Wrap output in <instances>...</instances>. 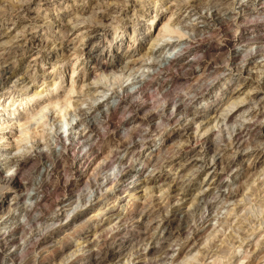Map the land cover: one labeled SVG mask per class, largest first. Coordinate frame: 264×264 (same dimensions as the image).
Wrapping results in <instances>:
<instances>
[{
	"label": "rangeland",
	"instance_id": "374dc122",
	"mask_svg": "<svg viewBox=\"0 0 264 264\" xmlns=\"http://www.w3.org/2000/svg\"><path fill=\"white\" fill-rule=\"evenodd\" d=\"M0 1H2L0 2V36H2L0 38V42H2V46H3L2 47L0 43V52H2V50L10 51V52L13 50L16 51V55H14L16 57H14L13 59L11 55V60H10L11 63L14 65V67H16L15 68L16 75H14V77H12L11 80L6 85V88L4 90L5 96L4 98H2L0 108L4 106V104L6 103L8 104L9 102L13 103L12 104L13 107H16L18 105L17 103L21 102V100L32 95V93L35 90L41 87H44L45 84H43V81L49 82V85H47V87L52 86L53 79L55 78V80H57L59 78L58 76H55V75L57 73L59 74L61 70H63L64 80L66 81L69 80L72 74V71H73L74 63L76 61L75 58L70 59L68 61V59L66 58L68 57V55L66 56L65 52L58 51L52 48L50 49L51 46L48 49V47H45L46 42L48 41V38H50V40L52 41L54 39L55 41L56 40L59 41V39H62L64 35H66V37L70 35L69 39H71L75 37L76 33L78 34V33H81L82 31H87L88 29L92 27V24H91L92 22L90 20L94 21V19H97V20L100 19V17H98L97 15V13L99 14V12L104 13V16L101 17L100 22L96 23L97 24L96 27L98 30L94 32L95 34L97 33L98 36L91 43L98 45L97 49L99 50V52L102 53L101 61L103 63L112 64L110 65V67H108V70L109 72H112L113 74L115 73L114 75H116L115 77L117 78L116 79L115 77H113L114 75L111 73L109 74V76H106V78L104 77L105 79L101 78L100 81H98L97 83H94L95 82L94 79L97 78V76H99V73H101V71L99 70V68L94 67L96 63L93 62V59L88 58V54H86V52L82 54L81 56H79V61L81 63L78 62L77 64H75L76 66H74L76 67V73H75L76 75H74V78L77 79L75 80L77 82H80L81 76H84V78L88 82L92 81L91 85H95L98 87V88L96 87L98 91H93L94 93L92 94L91 91L88 92V90L87 91L84 90V92L82 93V96H76L72 98V100L77 98L78 101L76 103L74 102L72 103V107L68 111L69 115H66L65 118H62L61 123H60L61 131H66L69 127L73 126L77 122L78 117H82L83 123L79 127L80 129L87 128L86 129L87 131L88 130L87 125H91L93 121L98 120L97 122L99 126L98 124H96L92 132L96 133V135L98 134L101 137L105 134L106 135L105 139L101 140V142L97 144L96 149H95L96 152L95 154H93L94 156L90 155L87 158V160H85V162L83 160L81 162V160L77 156L80 150L83 149V147L79 146L78 144H75L73 150L70 151V153L73 152L75 154L72 153L71 156H69L70 155L69 154L67 155V158L62 156L61 161L59 162V165L55 167L51 175L48 176V181L46 182L43 181V184L41 187L42 190L40 189L41 190L40 194L45 195L47 202L45 203V205L44 204L37 205V209L33 210L29 216H25L26 205L24 204V201H25L24 197L26 193L28 192L26 193L24 192L25 195H23L21 198L18 199V204H17L16 199H11V197L5 198L3 200V196L5 195L4 191L6 189H2L1 188L2 186H0V233L8 231L10 229V230L15 231L14 232L15 237H18V238L20 237L21 238L20 240L25 239L24 241L28 242V239L32 238V240H30V246L32 247V249L27 250V254H24L25 257L22 258V256H20V258L26 261L27 264H32L33 260L36 259L38 255H39L38 258L41 259L42 257L44 261H48V260L55 261V260H58L59 258L57 253L61 252L62 250L65 253L67 252L68 249H66L65 247L66 242L74 241V239L77 240V238L79 239V237L82 238V240H83V237L85 239L86 238L92 239L90 234L93 236L96 230H97L96 234L98 235H96L97 239L95 240V244L93 245V248L99 249L100 247L103 249V246H104L103 242L106 241L105 239H107V241H110L111 238L114 236V234H112L108 230H105L107 232L105 234V231H103V229L100 227V225L106 221L107 219L106 217H110V215L116 212H120V211L123 213H125V211H129V212L134 211L136 212V215H137L134 220H137L138 214L140 213L139 211L147 212L149 206L152 207L153 205H155V203L162 201L165 207L159 211L154 212L153 214L150 215V217H146V219L143 220V223H142V226L144 228L146 227L145 229L146 237L147 236L150 237L152 233L155 235L161 233L159 231V228H156V226H157L158 221L161 220L162 215H164L166 210L168 209V206L166 205L167 204L166 199H165V196L167 194V191H166L167 184H169L171 180L175 181L178 185L184 182L190 183L191 185H195L193 187L192 193L200 192L202 191V189H200L199 187L203 186V189L206 188L207 186L206 182L209 181V179H211L210 178L212 177L211 172L208 175H206L208 169H204L203 167L198 168V165H200L198 163L197 165H185V164L182 165L180 164L182 163V161L180 160L173 162V163H168L164 161L167 159V156L169 155V153L172 152L174 144L172 142L171 143L169 142L166 145H164V148L166 147L165 150L163 149V151H159V146L163 145L162 143L163 139L158 138V137H157V140L155 141V144L153 143L154 146H152L149 149H143V148L139 150L137 149V152L133 154L130 151H128V153L122 152V156H123V159L121 161L122 163L120 162L117 165V162H115L114 158L111 157L112 156L111 152L112 154L113 152L115 153V149L117 148L118 141L122 143H127L129 142L128 140H131L129 134L132 133L133 124H136L137 121H134L132 124L127 126L126 129H122L120 131V134L114 137L113 133L111 132L113 131V126L109 127L108 125H106V123H103L106 120L104 119L105 117L100 118V116L101 115L103 116V114L101 113L96 114V113H99L98 111L104 108L103 104L112 103L111 101L113 100L112 97H114L115 92L119 90V89L117 90V88H119L117 87L118 84H120L121 81L124 80V78L125 79L127 78V75H124L123 78H120V76L122 77L123 74L120 75L119 72L122 70V68H124V66L132 67L131 73L133 76L134 74L137 76L140 74V72H142L144 66L138 62L133 63V60L139 59L143 55V53L147 52V48L151 46L150 45L151 41L153 40L154 35L156 34L155 32V34L153 35L152 29L148 30L149 23L152 19L155 20V24H158L160 22H164L165 20H167V18L171 15L170 17L173 18V23L175 22L174 25L177 26L178 29H182L185 31L187 30L186 31L187 33L190 30L189 32L192 33L190 29L191 26H193L196 22L202 20V18H197L198 16L200 15L205 16L206 14H210L211 11H213L215 7H219L220 11L222 13H225L224 11L226 10L229 11L230 9H233L234 7H236V2H240L241 0H216V1L215 0H191V1L189 0H180V1L179 0H116V1L115 0H30V1L26 0L28 3V7H29V13H30L29 16L32 17L31 18L32 20L27 25L28 27H27L26 32H22L19 26L12 24V22L16 19L15 18L16 13L12 12V8H13L12 4L18 1H25V0H0ZM110 1L112 2V5L107 10L106 8L108 6V3H110ZM247 1H251L252 3L255 2V0H245V2ZM4 3H7V5ZM105 3L107 5H105ZM229 3L230 5H228ZM231 4L234 6L232 7ZM190 5H193V6H190ZM8 6L12 8L9 7L8 9ZM82 7H84V9L80 10V8ZM211 7L213 9H211ZM193 8L194 10H192ZM201 12L203 13V15ZM20 14L22 16L26 15V13H23V12ZM78 14H80V16ZM72 17L77 18V20L79 21H76V19ZM64 29H66V31H68V29L71 31L69 32L68 35L67 34L63 35L62 31H64ZM19 30L21 31V33L19 32ZM217 33L218 35H216ZM221 34L222 32H216L214 34L205 33L202 36H199V37L197 36L196 42H194L193 44L199 46L198 52L200 55H202L201 65L199 66V70H197L196 73H193L192 75L189 74V76H187L185 75L186 72L183 69L176 68L175 69L176 75L180 77L186 76V78L185 80L183 79L184 80L183 82H176L172 86V88H170L169 92L167 93L165 97L160 99L157 96V93L159 92L158 90H156L155 88H148V89L146 88L145 90L143 89L141 93L131 96L132 98H130V100L133 99L134 102H138L141 104L144 103L146 106L145 111H151V110L157 109V105L159 106L162 100L166 98L167 99L173 98L175 95H177V93L179 92L181 93L182 90L184 91L189 88L202 87L204 94L207 93V95H204L203 98H200L203 100H205V98L208 99L207 97L210 98L212 95H215L214 92L218 91V86L222 83V80H224V78L221 80L219 79L211 80L212 82H210L211 84H209L208 82L210 80L208 79L209 80L208 81L207 78L201 74L203 72L202 66H204L207 62H211L215 66L213 68L214 69L213 73L209 77L212 76V78H214V75L217 76L216 74L220 70H222V65L224 63L223 64L221 63L228 57V54L222 51H219L216 47L217 42L222 37ZM176 39H177V36L175 35H167L161 38L162 42L159 41L156 47H161L162 46L161 44H164L166 42L172 43ZM16 42L20 44L22 42L23 45L21 44V46L16 49L15 47H12ZM71 46H79V40L76 39ZM203 49L205 51L202 52ZM98 50H97V53H98ZM171 50L172 49L163 50L161 54L164 55L165 57H172L173 54L171 53ZM80 51L81 50L79 49V52ZM118 51H119V56H120L119 60L115 54V53H118ZM159 53L154 54L153 56L152 55L146 56V58H148L151 61L153 60L160 61L162 58V55H159ZM67 54H69V52H67ZM69 57H73V54ZM32 59L34 60L36 59L35 60L37 62L36 66L32 64L33 63ZM232 66L235 69V65H232ZM136 68L137 69L140 68L138 73H137ZM258 68L264 69V66L259 65ZM135 69L136 71H134ZM256 69L257 68H254V70ZM133 71H134V74H133ZM143 71H144L143 73L145 74L148 73L147 68H144ZM234 73H236V71H234ZM25 74L27 75L31 74L30 76L31 77L33 76L32 78L34 79L32 82H29L28 85H26L27 87H23L24 85L21 83V80H17L18 76H22ZM110 76H112V78H110ZM226 77H230L231 79H230L229 84H227V87H225V92L227 93L224 95H229L230 93H232V90L236 89L237 91L238 89V93L237 95H235L236 96L235 98L239 99L237 103L238 105L237 104L235 105V103H232L229 106V103L234 99V97L230 99L231 101H228V103L222 100L214 101L215 103H217L218 107L221 108L218 112V114L221 116V119L216 118L213 121L207 123L208 127L210 126L209 128L214 127L213 128L214 130H209L207 134V137L209 139V145H211V147L210 148L207 147L208 146L206 145L207 142L202 144L203 149L200 146L201 151L205 149L203 153L206 156V159L209 161L210 160L212 161V159L215 158V153L213 150L214 147L215 148L220 147L219 145L226 143L227 140H230L232 138L230 137L232 136V132H234L237 129L239 123L241 122L244 123L245 121L246 122L253 121L251 120L253 116L252 114H250V112L252 109H255V107L256 108L260 107L258 103L259 100H256L257 99L256 93H259L260 90L262 89L261 85L262 87L264 86V77H258V79L260 78L259 81L257 78L243 79L239 75H236V74L228 75ZM258 82L260 83V86ZM66 83L67 82H65L64 89H62L63 92L66 91V88H67ZM105 83L110 86L108 87ZM45 88L43 89V91L45 90ZM103 88L105 89L107 88V89L104 90ZM102 93L103 94L105 93L106 95L109 96L108 100H105L107 96L103 97ZM251 95L253 96L252 99L250 98ZM246 96L248 100L250 99L249 100L250 103L248 105H246L242 101V98H246ZM212 99L215 100L214 97L211 98L210 100ZM79 101H81V103ZM91 105L95 106L94 111H90L88 109L90 108ZM98 106H100V108H97ZM96 108L99 110H97ZM228 109H230V111ZM120 111H117L116 113L110 114L108 116V119H110V121L114 125L116 124L115 122L118 123V121H120L122 117L120 115ZM226 113L231 114L232 116L230 119L224 121L222 117L226 115ZM53 116H54V113L51 116H49L47 120L52 121L51 119ZM94 116H95V120H94ZM58 119H61V118H57V120ZM91 119L93 121H91ZM254 119L255 120L261 119V123L263 126L262 134L261 135L254 134V132L256 131L255 130L250 135L244 138L241 144V147L239 149L241 151V155L238 157L237 156L235 157L236 163L231 168V170L223 173L222 177L223 179H225L224 186L221 187L223 189V194H221V191L218 192V190L216 189L214 190V187H215L214 185L211 186V187L214 186L210 190L212 193V194L210 193L212 198L211 196L207 198L208 200H211L212 202L210 207H205V204L201 203L198 199H196L195 203L197 204V206L193 204V207L195 208V210L192 207L193 209H191L189 213H185L186 209L191 204V200H186V202L185 201L183 202L180 199L182 194L181 195L179 194L173 197V200H172L173 203H178L179 205H182V206L184 205L181 210L183 215L179 211L178 216L179 217L181 215H182L181 217L185 216L183 217L184 219L183 225L185 226L186 230L189 228L187 232L188 231H189L188 233L193 232L195 228L198 229L199 227H200V230L197 231L195 235L193 234L194 238H189L188 239L189 241L186 240V237H185L188 234L187 232L184 233L183 231V232H180L181 234L180 233L178 234L176 232V229L173 230L174 234L172 235V240L173 239L174 240H173V244L171 245L170 249H171L173 256L174 257L176 256L178 258L176 261H173V262L170 259H167L161 262L160 264H179V262H181L182 256L185 255V253L187 252V250H189L191 244H193L194 241H197V243L204 242L206 245L208 244L207 246H212L219 242V238H226L225 246L220 250L217 248V251H212L209 254V256L212 255V257L205 258L204 259L205 261L200 260L199 262L198 260H196L199 264L200 263L201 264H246L249 261L251 262L257 261L261 255L264 256V157L262 161H259L260 159L257 153V151L259 150L264 151V148H263L264 147V117H259L258 119L254 117ZM255 122L259 123L260 121H255ZM215 123L216 125H214ZM35 127L36 125L32 124L31 126L27 128L29 133L27 134V138L23 140V146H21L19 150H16L15 148L14 149L9 148L7 150L6 149L0 150V179L3 176H6V175L13 176L15 174L16 167L12 165L13 164L12 160L14 159L16 153L21 154L22 152H25V150L29 148L26 146H30L31 142H33V140L36 139L35 137H33V134H32V132L35 130ZM129 128H132V129L130 130ZM39 129H41L40 133H43V139L41 140L44 141V143H42L40 147L46 150H49L51 147H54L55 143H54L53 134H49V133L47 134V132H50V130H47L46 127H41V126ZM19 133L20 132L16 130L13 138L18 136ZM217 134H219V136ZM13 138L9 139L8 142H6V146L7 145L10 146L9 145L10 143L13 145V143L10 142V140H12ZM26 143L28 145L25 146ZM58 147H60V145ZM50 151L51 150H49V152ZM150 151H152L151 153L153 154L158 153L160 155V159H159L160 165L157 167L155 171L158 172V174L165 175L166 176L165 179L157 183L158 185L157 184L155 185L157 188L155 187L152 193L144 194L140 192V189H139L138 197L131 198V197L125 196L126 194H128V191H124L123 189L118 190V189H121V187L116 184V183H119L121 180V176H120L121 173L117 171H119L120 169L122 170L121 166H123L126 169V171H129L130 175H133L129 178V180L137 179L138 171L137 172H135L136 170L133 171V168L142 167L146 160V157L150 155L149 154ZM164 151H169V152L167 153ZM230 152L231 151H229V153L227 154L228 156L234 155L233 152L231 153ZM109 159L111 160L110 163H109L110 161ZM73 161H75L76 167L80 166L79 167L80 174L73 173V169H72L74 166ZM254 163L256 164L255 166L253 165ZM115 164H116V167L118 166L119 168L114 167ZM32 165L39 167L38 161L33 163ZM31 166L25 168L21 173L18 174L19 179L22 181V183L32 182L33 179L36 178V176L38 175L39 170L41 169L39 168L36 171L34 170V167L32 166L33 167L32 168ZM143 172L144 171L142 170L141 173ZM103 181H104V184L102 183ZM135 182H137V185H139L141 181L140 182L135 181ZM159 184L162 186H160ZM232 191L236 192L234 196L229 195L230 192ZM90 192H93L96 196L93 195L94 197L92 196L89 199V201L91 200L90 202L89 201H87L86 203L81 202L84 196L86 195L87 197V195H89ZM71 194L72 196L69 197ZM80 194H81L80 198L83 197L80 201V205L75 210L71 211L68 217L66 215H62L58 221H54L57 223L54 226L55 228L54 230H48V229L45 230L44 228H42L45 226L46 223H50L52 221V218L50 217L51 215H53V213L54 214L56 213L55 211L58 212L59 205L62 206L66 204L65 208H68V207L71 208L75 206L76 203H78V201L76 200ZM72 199L73 200L76 199L75 200L76 202H73L71 206L69 202ZM35 212L41 215L39 217L40 219H37L36 221H34V219L31 217L32 213H35ZM151 220H153L152 223L150 222ZM38 221H39V224L37 223ZM44 221H45V224L43 223ZM66 222L67 223L70 222V225L60 229L61 226L65 225ZM20 223L21 224L27 223V224H24L25 225V227L23 228L24 230L18 228ZM177 223H179V219H177L174 224L177 225ZM144 228L141 227V229L139 228V230H143ZM43 231L45 232V234ZM101 232L104 234H102ZM168 232H169V229L165 231L164 233L167 235ZM40 233L41 234L43 233V234L41 235ZM38 234H40L41 237ZM47 236L52 237L51 238L52 242L49 241L50 237L46 239L47 242L45 243L47 244L48 247L47 246H45L44 248L36 247L34 250L33 245L35 244V241L33 238H35L36 240L39 237L41 239L42 237H47ZM108 237L109 238L111 237V238L109 239ZM51 248H53L56 252L55 253H53L54 251L51 252ZM129 249L130 247H128L125 252H127ZM192 253H194V250L192 251ZM42 254L44 257L42 256ZM213 254L215 255L213 256ZM262 259H263L262 264H264V257ZM4 260L6 259L0 258V261H1L0 264H2ZM59 262L60 260L57 261V263ZM22 263L24 262L22 261Z\"/></svg>",
	"mask_w": 264,
	"mask_h": 264
},
{
	"label": "bare ground",
	"instance_id": "6f19581e",
	"mask_svg": "<svg viewBox=\"0 0 264 264\" xmlns=\"http://www.w3.org/2000/svg\"><path fill=\"white\" fill-rule=\"evenodd\" d=\"M189 1H191V0H189ZM0 2H2V1H0ZM110 3H108L107 8L105 6V8L107 10L112 5L111 1H110ZM4 4L7 5V3H4ZM221 4H223V3H221ZM12 5H13L14 10L12 7H10L11 5L8 6V9L10 7V8H12V12L16 13V15H15L16 19L15 20L13 19L14 21L12 20L13 21L12 24L19 26L22 32H26L27 27H28L27 25L32 20L31 19L32 17L29 16L30 13H29V7H28L27 1L26 0L25 1H18V2L13 3ZM105 5H107V4L105 3ZM187 5H189V4H187ZM228 5H230V3ZM190 6H193V5H190ZM233 6L234 5H232V7ZM117 7H118V5H117ZM83 9H84V7L80 8V10H83ZM211 9H213V8L211 7ZM192 10H194V8ZM179 11H181V10H179ZM226 11H224L225 13H222L220 11L219 7H215L213 9V11H211L210 14H206L205 16H201L199 14L200 16H198L197 18H202V20L196 22L193 26H191V28L189 27L191 29L192 33L189 32L190 30L187 33L186 32L187 30L185 31L182 29H178V27L174 25L175 22L173 23V18L170 17L171 15L167 18V20H165L164 22H160L158 24H155V20L152 19L149 23L148 30L152 29L153 35L155 34V32H156V34L154 35V38L151 41V44H150L151 46H149V48H147V52L143 53V55L139 59L133 60V63L138 62L141 65H143L144 68H147L148 73H146V74L143 73L144 72L143 71L144 68H143L142 72H140V74L136 76L134 74V71H136V69H137L136 68L133 71V74H134V76H133L131 73L132 67L124 66V68H122V70L120 69L121 70L119 72L120 75L123 74L122 77L120 76V78H123L124 75H127V78L126 79L124 78V80H122V81L120 80L121 83L118 84V86H117V87H119V88H117V90L118 89L119 90L115 92L114 97L111 96L113 99V100H111L112 103L103 104L104 108H102V110L97 109V108H100V106H98L96 108L97 110H99L98 111L99 113H96V114L101 113V114H103V116L99 115L100 118L105 117L104 119H106L105 122H103V123H106V125H108L109 127L113 126V131H111V132L113 133L114 137L118 136L122 129H126L127 126L132 124L134 121H137L136 124H133V127H132L133 129L129 128L130 130L132 129V133L129 134L131 140H128L129 142H127V143H122V142L118 141L117 148L115 149V153L113 152V154H112V152H111V155H112L111 157L114 158L115 162H117V165L123 159L122 152L128 153V151H130L133 154V153L137 152V149L138 150L141 148L149 149L152 146H154L155 141L157 140V137H158V138L163 139V142H162L163 145L159 146V151H163V149L165 150L166 147L164 148V145H166L169 142L170 143L172 142L174 144L172 152H170L171 154L169 153V155L167 156V159L164 161H166L168 163H173V162L180 160V161H182V163H180L182 165H184V164L185 165H197V163H198V164H200V165H198V168L203 167L204 169H208L206 175H208L211 172L212 177H210L211 179H209V181L206 182V185H207V186L205 185L206 188L203 189V186H200L199 188L202 189V191L192 193L193 187L195 185H191L190 183H185V182L178 185L175 181L171 180V182L169 184H167L168 187L166 186L167 194L165 196V199H166V203H167L166 205L168 206V209L166 210L165 214L162 215L161 220L158 221V223H157L156 228H159V231L161 232L157 235L152 233L150 237H148V236L146 237L145 236L146 227L144 228L142 226V223H143V220L146 219V217H150L151 214H153L154 212L159 211L165 207L164 204L162 203V201L155 203V205H153L152 207L149 206L148 211L146 210L147 212L139 211L140 213L138 214L137 220H134L135 217L137 216L136 212H134V211H130V212L125 211V213L120 211V212H116V213L110 215V217H106L107 218L106 221L103 224H101V225L99 224V225L103 229V231L108 230L112 234H114V236L112 238L110 237L111 238L110 241H107V239H105L106 241L103 242L104 243L103 249L100 247H99V249L93 248V245L95 244V240L97 239L96 235H98V234H96L97 233V230H96V232L93 234L94 237L90 234L92 239H89V238L85 239L83 237V240H82V238L79 237V239L77 238V240L74 239V241L66 242L65 247H66V249H68L67 252L65 253L62 250L61 252L57 253L58 257H59L58 260H60L59 263H57L58 260L44 261L42 259V257H41V259L38 258V256H39L38 255L37 256L38 259L37 258L34 260L32 259L33 260L32 264H51V263L52 264H160L161 262H163L167 259H170L172 262L177 260L178 257H176V256L174 257L172 252H171V249H170L171 245L173 244V240H174V239L172 240V235L174 234L173 230L176 229V232L179 234L180 232H183V231H184V233H186L189 228L187 230L185 229V226L183 225V220H184L183 217H185V216L181 217L183 215L181 210H182L184 205L182 206V205H179L178 203H173L172 202L173 197L176 195L182 194L180 199L183 202L184 201L186 202V200H191V204L188 206L187 209L185 208L186 212L183 211L185 213H189L190 210L194 208L193 204H195L197 206V204L195 203L196 199H198L201 203L205 204V207H210L212 202H211V200L207 199L209 196H211L210 190H211V188H213L215 186L214 190L216 189V190H218V192L221 191V194H223V189L221 188L224 186V182H225V179H223V177H222L223 173L230 171L231 168L235 165V163H236L235 157L236 156L238 157L241 155V151L239 149L241 147V144H242L244 138L246 136L250 135L255 130L256 131L254 132V134H256V135L262 134V127L263 126L261 123V119L260 120L254 119V117L256 119H258L259 117H264V86L262 87V85H261L262 89L260 90L259 93H256L257 94L256 100H259L258 103H259L260 107H258V108L255 107V109L251 108L252 110L250 112V114H252V116H253V118L251 117L252 118L251 120H253V121H249V122L245 121L244 123H242V122L239 123L237 129L234 132H232V136H230L232 138L230 140H227L226 143L219 145L220 147H216V148L214 147L213 150L215 153V158H213L212 161L211 160L209 161L206 159V156L203 153L205 149L203 151H201L203 143L207 142V144H206V145H208L207 147L208 148L211 147V145H209V139L207 137V134H208L209 130H214L213 129L214 127L209 128L210 126L208 127L207 123L213 121L216 118L221 119V116L218 114V112L221 108L218 107L217 103H215L214 101L222 100V101H225L228 103V101H231L230 99H232L234 97V99L229 103V106H230V104H232V103H235V105H236L238 103V100H239V99L235 98L236 97L235 95H237V93H238V89H237V91H236V89L232 90V93H230L229 95H224L227 93V92H225V87H227V84H229L230 79H231L230 77H226V76L236 74V75H239L243 79H245V78H248V79L257 78L258 79V77H264V69L258 68L259 65L264 66V0H255V2H253V3L251 1L245 2V0L244 1L241 0L240 2H236V7H234L233 9H230L227 12ZM22 12L26 13V15L22 16L20 14ZM78 15L80 16V14H78ZM97 15L101 19V17L104 16V13L99 12V14L97 13ZM97 15H95V16H97ZM157 15H159V14H157ZM202 15H203V13H202ZM160 16H159V18H160ZM75 17H72V18H75ZM75 19H76V21H79V20H77V18H75ZM82 19H84V18H82ZM100 19H98V20L94 19V21L90 20L92 22L91 23L92 27L90 29H88L87 31H82L81 33H78V34L76 33L75 37L71 38V39H69L70 35L68 37H66V35H64V34H67V35L69 34V32L71 31V30H69L70 28L68 29V31H66V29H64V31H62V33L64 35V37H62V39H59V41H57V40L55 41V39H54L52 41V40H50V38H48V41L46 42V46H45V47H48V49L51 46L50 49L52 48V49H56L58 51L65 52L66 56L68 55V57H66L68 59V61L70 59L75 58L76 61L74 63V66H76L75 64L80 62L79 56H81L82 54H84L86 52V54H88V58L93 59V62L96 63L94 67L99 68V70L101 71V73H99V76H97V78L94 79L95 80L94 83H97L98 81H100L101 78H104V77L106 78V76H109V74L112 73V72H109V70H108V67H110V65H112V64L103 63L101 61V54L102 53L99 52V50L97 49L98 45L91 43L98 36L97 33L95 34V32L98 30L96 27V25H97L96 23L100 22L101 21ZM179 20H181V19H179ZM88 21H89V19H88ZM92 28H94V29H92ZM233 28H234V30H233ZM21 31L19 30L20 33H21ZM216 32H222V34H221L222 37L217 42L216 47L219 51L227 53L228 57L227 58L225 57L226 59L224 61H222L221 64L224 63L222 65V70H220L216 74L217 76L214 75V78H212V76L209 77L213 73V71H214L213 68L215 67L211 62H207L204 66H202L203 72L201 74L204 77H206L207 80L208 79L210 80V81L208 80L209 84H211L210 83V82H212L211 80H216V79L221 80L224 78V80H222V83L220 82L221 84L218 86V91L214 92L215 95H212L210 98L207 97L208 99L205 98V100H203L200 98H203L204 95H207V93L204 94L202 87H200V88H197V87L196 88H189V89H186V87H185L186 90H184V91L182 90L181 93L180 92L177 93V95H175L173 98H168V99L166 98V99L162 100L160 102L159 106L157 105V109H154L151 111H145L146 106L144 103L141 104L138 102H134L133 99L130 100V98H132L131 96L141 93L142 90L143 89L145 90L146 88L147 89L148 88H155L156 90H158L159 92L157 93V91H156V93L160 99L165 97L167 95V93L169 92L170 88H172V86L176 82H183L186 78V76H183V77L177 76L175 73L176 68L183 69L186 72L185 75H187V76H189V74L192 75L193 73H196V71L199 70V66L201 65V56L202 55H200L198 52L199 46L194 45L193 43L196 42L197 36L198 37L202 36L205 33L206 34H209V33L214 34ZM14 35H16V34H14ZM167 35H175V36H177V39L174 40L172 43L166 42L164 44H161L162 45L161 47H156L157 44L159 43V41L162 42L161 38H163ZM216 35H218V33ZM19 36H21V35H19ZM1 37L2 36H0V38ZM219 37H218V39H219ZM76 39L79 40V46H71ZM0 43L2 46V42H0ZM16 43L12 47H15L17 49L18 47L21 46L22 42H21V44L20 43L16 44ZM79 49L81 50L80 51L81 53L79 52ZM166 49L167 50L172 49L171 50V53L173 54L172 57H165L164 55L161 54V52L163 50H166ZM97 50H98V53H97ZM203 51H205V50L203 49L202 52ZM67 52H69V54H67ZM157 53H159V55H162V58L160 61H157V60L151 61L148 58H146V56H150V55L153 56L154 54H157ZM72 54H73V57H69ZM115 54L119 60V58H120L119 51H118V53H115ZM11 55L14 59V57H16V56H14V55H16V51L13 50L10 52V51H3L2 50V52H0V105H1L2 98H4V96H5L4 90L6 88L7 83L11 80L12 77H14V75H16V70H15L16 67H14V65L10 61ZM32 60H33L32 64H34V66H36L37 65V62L35 61L36 59L35 60L32 59ZM117 62H119V61H117ZM214 64H216V63H214ZM232 65H235V69ZM74 66H73V71H72V74L70 76V79L68 78L69 80H67V81L64 80L63 70H61V72L59 74L57 73L55 75V76H58L59 78L57 80H55V78L53 79L52 86L47 87V85H49V82L43 81V84H45L44 87H41V88L35 90L32 93V95L24 98L23 100H21V102L17 103L18 105L16 107H13L12 106L13 103L9 102L8 104L7 103L4 104V106H2L0 108V150H4V149L7 150L9 148H13V149L15 148L16 150H19V148L21 146H23V140L27 138V134L29 133L27 128L29 126H31L32 124L36 125L35 130L32 132L33 137H35L36 139H34L33 142L29 141V142H31L30 146H26V145H28L27 143L25 144V146L29 147L30 149L29 148L26 149L25 152H22L21 154L16 153L14 159L12 160V163H13L12 165H14L16 167L15 174L13 176L12 175H10V176L6 175L0 179V183H1L0 186H2L1 188L6 189L4 191L5 195L3 196V200L5 198L11 197V199H16V203L18 204V199L21 198L23 195H25L26 192H28V193H26V195L24 197V200H25L24 204L26 205L25 216H29L33 210L37 209V205H41V204L45 205V203L47 202L45 195L40 194V192L42 190L41 187H42L43 181L44 182L48 181V176H50L52 171L54 170V168L59 165V162L61 161L62 156L66 157V158H67V155H69V154H70L69 156H71L73 152L70 153V151L73 150L75 144H78L79 146L83 147V149L80 150V152L78 153L77 156L79 157L81 162H82V160L85 162V160H87V158L90 155L95 154V152H96L95 149H96L97 144L100 143L101 140L105 139V136H106L104 134L101 137L98 134L96 135V133L92 132L93 128H95L96 124H98V122H97L98 120L93 121L91 119V121H93V123H91V125H87L88 126L87 131H86L87 128L86 129L85 128L80 129L79 127L83 123L82 117H78L77 122L73 126L69 127L66 131H61L60 123H61L62 118H65L66 115H69L68 111L72 107V103L73 102L76 103L78 101L77 98L73 99V100H72V98L76 97V96H82V93L84 92V90L85 91L88 90V92L91 91L92 94L94 93L93 91H98L97 90L98 87L95 85H91L92 81L88 82L84 78V76H81V78H80L81 83L76 81L77 79L74 78V75H76L75 74L76 73V67H74ZM139 67H141V66H139ZM254 68H257V69L254 70ZM54 70H55V68H54ZM139 70H140V68L137 69V73ZM234 71H236V73H234ZM30 75L25 74L22 76H18L17 80H21V83L24 85L23 87H27L26 85H28L29 82H32L34 80L32 78L33 76L31 77ZM115 76L116 75H114L113 77H115ZM95 77H96V75H95ZM110 78H112V76H110ZM104 79H102V80H104ZM259 79H258V81H259ZM109 81H110V79H109ZM65 82H67L66 83L67 88H66V91L63 92L62 89H64V87H65ZM258 84L260 86L259 82H258ZM107 86L109 87L110 85H107ZM44 88H45V90L43 91ZM103 89L106 90L107 88L106 89L103 88ZM102 92H104V91H102ZM149 93H151V92H149ZM102 96L103 97L107 96V98L105 100H108V98H109V96L106 95L105 93ZM213 97L215 98V100H213V99L210 100ZM250 98L252 99L253 96L251 95ZM249 100H248L247 96H246V98H242V101L246 105H248L250 103ZM79 102L81 103V101H79ZM89 104H90V102H89ZM94 105H95V103H94ZM94 105H91L90 108H88V109L90 111H94V109H95ZM228 110L230 111V109H228ZM117 111H120V115L122 117H121L120 121H118V123L115 122L116 124L114 125L110 121V119H108V116L110 114L116 113ZM222 111H224V110H222ZM248 111H249V109H248ZM53 113H54V116L51 119L52 121H50V120L48 121L47 120L48 117L51 116ZM223 114H224V112H223ZM83 115H85V114H83ZM231 116H232L231 114L226 113V115H224L222 117V119L224 121H226V120L230 119ZM57 118H61V119L57 120ZM244 119H246V118H244ZM94 120H95V116H94ZM255 121H260V122L257 123ZM88 122H90V121H88ZM214 125H216V123ZM40 126L46 127L47 130H50V132H47V134L48 133L53 134L55 146L51 147L50 149L48 148L49 150H51L50 152H49V150H46V149L40 147V145L42 143H44V141L41 140V139H43V133H40V130L42 129V128L39 129ZM98 126H99V124H98ZM16 130H18V132H20V133L18 136L13 138ZM217 135L219 136V134H217ZM11 138H13V139L10 140V142H12L13 145L10 143L9 144L10 146H8V145L6 146V142H8V140ZM226 138H227V136H226ZM214 143H216V142H214ZM59 145H60V147H58ZM200 146H201V148H200ZM169 151H164V152L168 153ZM229 151L233 152L234 155L228 156L227 154L229 153ZM151 152L152 151L149 152L150 155L146 157V160H145L142 167H140V168L134 167L133 168V171L134 170H136L135 172L138 171L137 172L138 173L137 179H135V180L130 179L131 180L130 181L129 178L133 175H130L129 171H126V169L123 166H121L122 170L120 169L119 171H117V172L121 173V175H120L121 180L119 183H116V184L121 187V189H118V190L123 189L124 191H128V194H126L125 196L131 197V198H136L139 196V194H138L139 189H140V192H142L144 194L152 193L153 189L156 187L155 185L157 183H159L160 181L165 179V177H166L165 175L158 174V172L155 171L157 169V167L160 165V160H159L160 155L158 153L153 154ZM257 153H258V156L260 159L259 161H262V159L264 157V151L259 150V151H257ZM73 154H75V153H73ZM163 157H161V158H163ZM37 161H38L39 167L33 166L32 164L37 162ZM110 162H111V160L109 161V163ZM73 163L75 166V167L73 166V168H72L73 173H75V174L79 173L80 174V169H79L80 166L76 167L75 161H73ZM87 164H88V162H87ZM31 165L34 167V170H36V171L39 168H41V169L39 170V173L36 176V178H34L33 181L31 180L32 182L22 183V181L19 179L18 174L21 173L25 168H27ZM253 165L255 166L256 164L254 163ZM114 167H116V164ZM115 170H117V169H115ZM142 170L144 171L143 173H141ZM67 178H68V176H67ZM104 179H102V180H104ZM135 181H139V182L141 181L140 182L141 185L140 184L137 185V182H135ZM102 183L104 184V181ZM212 185H214V186L211 187ZM160 186H162V185H160ZM235 193L236 192L232 191V192H230L229 195L234 196ZM93 195H95V194L93 192H90L89 195H87V197L85 195L84 198L82 197L83 198L82 199V198H80V196H81V194H80L78 196V198L76 197L77 200L75 199L76 201H78V203H76V205L71 207V208L68 206H67L68 208H65L66 204L62 205V206L59 205L58 206L59 207L58 212L55 210H54L56 212L55 214L52 212L53 215H51V217H50V218H52V221L50 223H46V224L44 221L43 223L45 224V226L42 228H44L45 230L46 229L54 230L55 229L54 226L57 224L54 221H58L62 215H66L68 217L70 212L75 210L80 205L81 199H82L81 202L86 203L87 201H89V199ZM71 196H72V194L69 197H71ZM146 197H147V195H146ZM211 198H212V196H211ZM73 199L69 202V204H71V206H72L73 202H76ZM182 201H181V203H182ZM57 203H58V201H57ZM143 209H145V208H143ZM194 210H195V208H194ZM179 211L182 214L180 217L178 216ZM187 215H189V214H187ZM40 216L41 215L39 213L35 212V213H32L31 217L34 219V221H36L37 219H40L39 218ZM67 217H65V218H67ZM202 217H204V216H202ZM46 219H47V217H46ZM177 219H179V223H177V225H176L174 223ZM152 221L153 220H151L150 222L152 223ZM37 223L39 224V221ZM186 223H187V221H186ZM4 224H6V223H4ZM24 224H27V223H22V224L20 223L18 228L24 230L23 229L25 227ZM41 225H43V224H41ZM68 225H70V222L69 223L66 222L65 225H62L60 229H62L63 227H67ZM141 227L144 229L139 230V228L141 229ZM192 227H194V226H192ZM168 229H169V232L166 235L164 232L167 231ZM199 230H200V227L198 229L195 228L193 232L188 233L189 232L188 231L187 232L188 234L185 236L186 240H188L189 238H194L193 234L195 235V233ZM14 232L15 231L9 229L8 231L0 233V258L8 260V261L4 260V262L2 264H27L26 261H24L23 259L20 258V256H22V258L25 257L24 254H27V250L32 249V247L30 246V240H32V238L30 237L31 239H28V242L27 241L25 242L24 241L25 239L24 240L22 239L23 240L22 241V240H20L21 239L20 237L19 238L15 237ZM40 232H42V231H40ZM37 233H39V232H37ZM106 233L107 232L105 231V234ZM35 234H36V232H35ZM40 234H38V235H40ZM44 234H45V232H44ZM102 234H104V233H102ZM41 235H40V237H41ZM40 237L37 238L36 240H35V238H33L35 241V244L34 245L31 244V245H33L34 250L36 247L44 248L45 246H47V244L45 242H47L46 239L49 238L50 236L49 237L48 236L42 237L41 239H40ZM51 238L52 237H50L49 241L52 242ZM70 240H71V238H70ZM225 240H226V238H219V242L216 243L215 245H212V246H207L208 244L206 245L204 242L197 243V241H194L193 244H191L189 250H187L185 255L182 256L181 262H179V264H199L196 260H198L200 262V260H204L205 258L212 257V255L209 256V254L212 251H217V248L219 250L222 249L226 244ZM128 247H130V249L127 252H125ZM49 249H50V247H49ZM193 250H194V253H192ZM51 252L55 253L56 251L53 248H51ZM214 253H216V252H214ZM43 254H42V256H43ZM214 255L215 254H213V256ZM26 256H28V255H26ZM263 257L264 256L261 255L257 261H255V262L249 261L246 264H262V261H263L262 258ZM29 260H31V259H29ZM22 261L24 263H22ZM27 262H29V261H27ZM29 263H31V262H29Z\"/></svg>",
	"mask_w": 264,
	"mask_h": 264
}]
</instances>
